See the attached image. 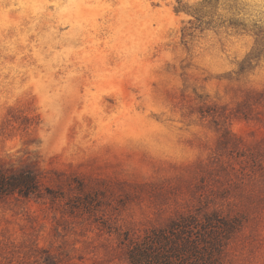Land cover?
Wrapping results in <instances>:
<instances>
[{
  "label": "rangeland",
  "instance_id": "obj_1",
  "mask_svg": "<svg viewBox=\"0 0 264 264\" xmlns=\"http://www.w3.org/2000/svg\"><path fill=\"white\" fill-rule=\"evenodd\" d=\"M0 177V264H130L185 215L264 264V0H0Z\"/></svg>",
  "mask_w": 264,
  "mask_h": 264
},
{
  "label": "trees",
  "instance_id": "obj_2",
  "mask_svg": "<svg viewBox=\"0 0 264 264\" xmlns=\"http://www.w3.org/2000/svg\"><path fill=\"white\" fill-rule=\"evenodd\" d=\"M0 177V191L17 184ZM6 190V191H7ZM219 226L218 228L216 226ZM240 224L231 219L230 225H219L213 216H180L167 229L153 232L129 250L130 264H222L227 237L235 234Z\"/></svg>",
  "mask_w": 264,
  "mask_h": 264
}]
</instances>
